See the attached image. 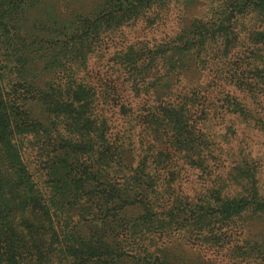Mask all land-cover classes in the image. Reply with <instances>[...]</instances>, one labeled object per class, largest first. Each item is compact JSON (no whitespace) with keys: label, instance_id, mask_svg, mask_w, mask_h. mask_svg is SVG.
I'll use <instances>...</instances> for the list:
<instances>
[{"label":"trees","instance_id":"16d2710c","mask_svg":"<svg viewBox=\"0 0 264 264\" xmlns=\"http://www.w3.org/2000/svg\"><path fill=\"white\" fill-rule=\"evenodd\" d=\"M177 1L0 0V264H198L176 235L264 261V238L237 239L264 196L231 145L232 119H264L229 90L256 97L249 54L264 51L228 63L264 0H212L167 32ZM140 21L160 34L131 37ZM243 37L264 44V30ZM113 38L97 77L90 59Z\"/></svg>","mask_w":264,"mask_h":264},{"label":"rangeland","instance_id":"374dc122","mask_svg":"<svg viewBox=\"0 0 264 264\" xmlns=\"http://www.w3.org/2000/svg\"><path fill=\"white\" fill-rule=\"evenodd\" d=\"M188 2L187 0L186 3L184 2V0H179L173 4L174 8L169 15V21L165 23L167 32H169V30H172L173 32L179 30L180 26L184 22H188L193 17L211 16L212 7L216 5V3L212 2V0H188ZM243 21L245 30H243L240 34L241 41L244 42V45L239 46L237 49H235L236 55L230 56V58L228 59L229 65H232L235 62L234 60H236L240 56L248 55L250 50L256 51L257 49H259V51H264L263 43L253 44L251 42H248L249 40H246V38L243 37L250 31L264 30V17L258 18L256 16H248ZM129 34L131 37H139L148 40L151 37L160 34V32L158 31V29L150 30L146 28L145 23L140 21L139 27L134 31L129 32ZM114 44V38L113 40L108 39L107 43L103 44L101 48L96 51L93 57L90 59L91 69L93 70V73L97 74V77L103 76L106 69V67H104V60L99 59L98 56L101 53H108V51L113 49ZM249 56L251 64H258L257 66L259 69H264V57L256 59L254 55L249 54ZM218 66L219 68H221L224 66V63H219ZM257 74L258 77L254 75L255 82L258 78L263 80V82L259 83V87H257L258 89H261L260 91H258L257 89L258 93H255L256 97H245L242 92L237 91L234 88H229V90H232V94L238 96L239 100L246 104L256 115L264 119V71H257ZM206 75L213 77L214 71H211L210 69V71L206 72ZM219 77H225V74L223 73ZM100 79L102 80V78ZM232 124L237 130V139L234 140L231 145L236 149L238 147L239 141H241L240 144L241 146L243 145L242 147H245V152L248 151V156L252 159L253 162L256 163L258 170V187L260 193L264 196V132L256 128L253 123H247L241 118L232 119ZM215 141H217V138ZM178 187L185 194L192 196L199 190L200 183L197 181V179L192 177L191 174H187L184 186L178 185ZM237 223L240 228L239 231H237L238 240H242L245 238L251 241H256L264 238V214H259L258 216L254 214H251V216L246 215L243 216L242 219H239ZM173 242L175 245L179 244L181 250L189 255L191 259L198 264H204V262H207V264H264V261L260 263H247L242 259V262H237L235 257L234 259H232L231 253L226 250H214L210 249L209 247L194 245L191 244L190 241L187 242L180 235H176V238L173 240ZM240 245H242V243L239 244V246Z\"/></svg>","mask_w":264,"mask_h":264}]
</instances>
